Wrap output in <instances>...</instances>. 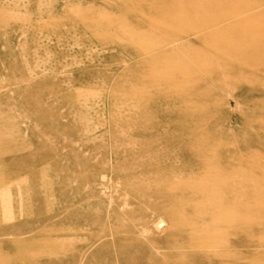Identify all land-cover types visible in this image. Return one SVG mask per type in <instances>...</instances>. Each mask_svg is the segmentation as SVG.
<instances>
[{
    "label": "rangeland",
    "instance_id": "rangeland-1",
    "mask_svg": "<svg viewBox=\"0 0 264 264\" xmlns=\"http://www.w3.org/2000/svg\"><path fill=\"white\" fill-rule=\"evenodd\" d=\"M0 264H264V0H0Z\"/></svg>",
    "mask_w": 264,
    "mask_h": 264
},
{
    "label": "bare ground",
    "instance_id": "bare-ground-1",
    "mask_svg": "<svg viewBox=\"0 0 264 264\" xmlns=\"http://www.w3.org/2000/svg\"><path fill=\"white\" fill-rule=\"evenodd\" d=\"M225 13V12H224ZM225 15V14H224ZM232 19V18H231ZM234 21L233 22H231V23H228V24H225L224 26H221V27H208V28H203V29H201V30H199V31H197L196 32V35L195 34H193V35H195L196 36V38L197 37H199L200 35V37H208L209 35H217V34H221V33H224L225 31H227L228 29H230L232 26H235L237 23H239V21L237 20V19H233ZM226 21H228V20H224V22H226ZM236 21H238V22H236ZM205 34V35H204ZM189 37V36H188ZM187 38V36H180L179 37V39L178 40H175L176 42H181V41H183L184 42V40ZM247 41H246V43H236L235 41V43L233 42V40L232 39H229V41H227L228 42V44L235 50V52L236 53H238V54H243L245 57H247L248 59L250 58V54L246 51V50H243L242 48L245 46V47H247V44H248V42L249 41H253V38H247L246 39ZM186 41H188V39L186 40ZM190 41V40H189ZM188 41V42H189ZM173 42V41H172ZM172 42H169L168 44H167V46L170 44V43H172ZM182 42V43H183ZM244 42V41H243ZM191 43V42H190ZM236 44V45H235ZM239 47V49H237ZM250 61H251V59H250ZM258 71V69H255V70H252V73L253 74H257L256 72ZM224 73V72H223ZM224 74H226V73H224ZM232 86V85H231ZM128 204V203H127ZM124 207H127V206H125V203H124ZM162 221H165V220H162L161 219V221L160 222H158V223H156V227L158 228L159 226H161L160 224L162 223ZM155 223V222H154ZM165 223V222H164ZM163 224V223H162ZM148 227V228H147ZM146 228H144V230H145V232H148V231H150L152 228L150 227V226H147ZM143 228V227H142ZM149 233H151V231L149 232ZM141 235H142V232H141ZM146 238V237H145ZM144 238V239H145Z\"/></svg>",
    "mask_w": 264,
    "mask_h": 264
}]
</instances>
